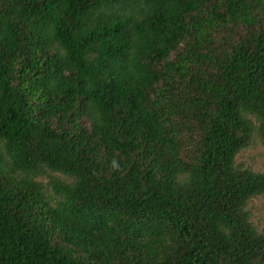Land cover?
I'll return each instance as SVG.
<instances>
[{"label": "trees", "instance_id": "obj_1", "mask_svg": "<svg viewBox=\"0 0 264 264\" xmlns=\"http://www.w3.org/2000/svg\"><path fill=\"white\" fill-rule=\"evenodd\" d=\"M253 140L264 0H0V264H264Z\"/></svg>", "mask_w": 264, "mask_h": 264}, {"label": "rangeland", "instance_id": "obj_2", "mask_svg": "<svg viewBox=\"0 0 264 264\" xmlns=\"http://www.w3.org/2000/svg\"><path fill=\"white\" fill-rule=\"evenodd\" d=\"M235 165L239 168H249L252 171L260 172L264 169V147L256 140L252 144L241 150L235 157ZM50 175V176H48ZM50 178H60L64 180L66 177L58 173L48 172L41 181L46 184ZM49 194L51 192L49 190ZM249 212L250 221L257 231H261L264 227V194L251 199L246 207Z\"/></svg>", "mask_w": 264, "mask_h": 264}]
</instances>
